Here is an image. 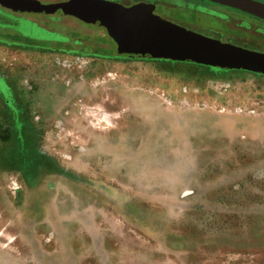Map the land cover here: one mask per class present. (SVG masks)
I'll list each match as a JSON object with an SVG mask.
<instances>
[{"label":"rangeland","instance_id":"obj_1","mask_svg":"<svg viewBox=\"0 0 264 264\" xmlns=\"http://www.w3.org/2000/svg\"><path fill=\"white\" fill-rule=\"evenodd\" d=\"M188 1L264 52V21ZM56 18L0 10V264H264V74L96 56L66 38L105 31Z\"/></svg>","mask_w":264,"mask_h":264},{"label":"water","instance_id":"obj_2","mask_svg":"<svg viewBox=\"0 0 264 264\" xmlns=\"http://www.w3.org/2000/svg\"><path fill=\"white\" fill-rule=\"evenodd\" d=\"M244 12L264 21V2L259 0H206ZM0 5L24 15L36 13L75 17L105 28L109 36L133 57H165L230 70L264 74V52L245 48L174 24L153 9L137 4L126 7L107 0H0Z\"/></svg>","mask_w":264,"mask_h":264},{"label":"flooded vegetation","instance_id":"obj_3","mask_svg":"<svg viewBox=\"0 0 264 264\" xmlns=\"http://www.w3.org/2000/svg\"><path fill=\"white\" fill-rule=\"evenodd\" d=\"M40 1L42 3H45V4L56 2V1L53 2V1H48V0H40ZM62 1H66V0H62ZM107 1L114 2V3H117V4H121V5H124L126 7H131V6H134V5H137V4H142L143 6H147V7L149 6L148 8H152L153 9V14L158 15V16H160V17H162V18H164V19H166V20H168V21H170V22H172L174 24L191 28L190 27V23L191 22L190 23H186L184 20H182L181 18L178 17V9H185V8H181L180 6L173 5L174 1H185V2L189 3L188 0H107ZM57 2H60V1H57ZM197 3H201V4H208L209 3L211 6H217V5L212 4V3H210V2H208L206 0H201V1H198ZM229 9H231V8H229ZM0 10H2L4 12L17 14L16 11H13L11 9L5 8L2 5H0ZM29 14H36V13H29ZM26 15H28V14H24V15L19 14L20 17H24V16L26 17ZM36 15L46 16V15H41V14H36ZM48 16H54V15H48ZM57 19L59 21L62 18L58 17V18H56V20ZM79 22L84 25L82 28H87V29L91 28L93 30L101 29V30L105 31L106 35H100L99 33H97L96 35H92L91 33H87L86 31L81 29V30H78V31L77 30L74 31L75 35L72 34V37L68 36L66 39H81V40H77L76 43L80 44L81 48L83 50H90L89 53H92V54H94L96 56L97 55L99 56V54L97 52H93V50H96V49L97 50H105V51L108 50L109 47H108L107 44H101V43H99L97 41L98 39H108V38L112 39L109 36V34H108V32H107V30L105 28L97 27V26L91 25V24H86V23H84L82 21H79ZM0 39H5V38L1 37ZM85 39H88V40H85ZM91 39H93L94 40L93 42H95V43H93ZM217 39H220V38L218 37ZM220 40H222L223 42H229V43L235 44L234 42H232L230 40H224V39H220ZM78 51H80V49Z\"/></svg>","mask_w":264,"mask_h":264},{"label":"trees","instance_id":"obj_4","mask_svg":"<svg viewBox=\"0 0 264 264\" xmlns=\"http://www.w3.org/2000/svg\"><path fill=\"white\" fill-rule=\"evenodd\" d=\"M209 4V3H208ZM17 40V42H25V43H28V42H26V41H21V40H27V41H30V42H34V43H29V44H34V45H41L40 43H37L38 41L36 40V39H28V38H26V37H24V39H16ZM36 40V41H35ZM68 40H58V41H56V45H66V43L65 42H67ZM54 43L52 42V41H48V42H45V43H43V45L42 46H45V47H50L51 45H53ZM32 161V160H31Z\"/></svg>","mask_w":264,"mask_h":264},{"label":"bare ground","instance_id":"obj_5","mask_svg":"<svg viewBox=\"0 0 264 264\" xmlns=\"http://www.w3.org/2000/svg\"><path fill=\"white\" fill-rule=\"evenodd\" d=\"M135 82V81H134ZM129 83V82H128ZM122 100H123V98H121ZM97 100V98L94 96L93 98H90L89 99V102H95ZM109 104V103H108ZM116 105V104H115ZM118 105V104H117ZM108 106V105H107ZM120 106V105H119ZM115 107V106H114ZM112 107L110 106V109H111ZM94 114V116H95V118H96V120H97V110L93 113Z\"/></svg>","mask_w":264,"mask_h":264}]
</instances>
